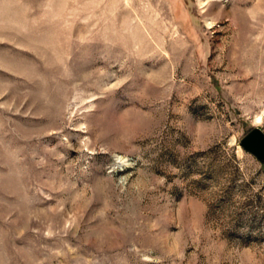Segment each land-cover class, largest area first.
Here are the masks:
<instances>
[{
	"label": "rangeland",
	"instance_id": "obj_1",
	"mask_svg": "<svg viewBox=\"0 0 264 264\" xmlns=\"http://www.w3.org/2000/svg\"><path fill=\"white\" fill-rule=\"evenodd\" d=\"M264 0H0V264H264Z\"/></svg>",
	"mask_w": 264,
	"mask_h": 264
},
{
	"label": "water",
	"instance_id": "obj_2",
	"mask_svg": "<svg viewBox=\"0 0 264 264\" xmlns=\"http://www.w3.org/2000/svg\"><path fill=\"white\" fill-rule=\"evenodd\" d=\"M240 147L251 154L260 164H264V132L260 128L251 129L241 139Z\"/></svg>",
	"mask_w": 264,
	"mask_h": 264
}]
</instances>
